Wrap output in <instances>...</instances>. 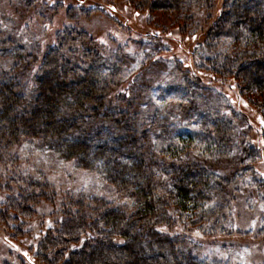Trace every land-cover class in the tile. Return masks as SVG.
Returning a JSON list of instances; mask_svg holds the SVG:
<instances>
[{"label": "trees", "instance_id": "trees-1", "mask_svg": "<svg viewBox=\"0 0 264 264\" xmlns=\"http://www.w3.org/2000/svg\"><path fill=\"white\" fill-rule=\"evenodd\" d=\"M99 1L36 0L49 13L27 9L28 17H48L54 25L35 62L25 60L20 46L0 44V191L6 194L0 223L14 242L43 220L37 264H233L205 256L206 246L193 237L245 236L229 227L232 185L245 170L264 188V0H226L208 33L195 35L188 31L200 12H211L212 0H127L130 9L121 11L130 29L153 37L156 51L133 77L124 45L113 39L103 45L74 26L78 14L103 10L122 24L117 7ZM161 12L174 15L172 35L149 26ZM4 58L13 61L10 70L1 67ZM157 59L170 60L183 81L159 88L154 102L146 99L148 87L137 91L133 84ZM32 63L34 95L25 107L21 75ZM210 86L230 92L234 108L258 129L257 146L236 139L235 114L200 106L199 88ZM112 97L118 105L110 104ZM87 122L92 131L82 130ZM27 141L98 174L134 209L83 195L61 194L57 203L49 182L22 169L18 148ZM42 204L53 205L52 226L44 222Z\"/></svg>", "mask_w": 264, "mask_h": 264}, {"label": "rangeland", "instance_id": "rangeland-1", "mask_svg": "<svg viewBox=\"0 0 264 264\" xmlns=\"http://www.w3.org/2000/svg\"><path fill=\"white\" fill-rule=\"evenodd\" d=\"M31 1L33 2V0H0V44L12 42L20 46L23 49L25 60L32 58L33 62H35L44 51L47 32L53 27L54 23L48 21V17L42 18L43 20L39 18L31 20L28 17L27 9L37 16L49 13L47 11L49 10L48 8L46 9L43 5L41 6L36 0L33 3ZM225 1L212 0L213 8L211 12L205 10L200 12L195 18L196 28H192L188 33L190 35L207 34L219 18ZM99 2L103 6H106L108 3H112L113 7L116 6L120 14V17L116 16L117 21H122V24L116 25L117 22L115 23L110 19L106 15L105 10H103L89 14L87 17L78 14L80 16L74 21V26L78 31L84 33L92 40L101 41L103 45L104 43L107 44L106 40L108 39H113L118 44L124 45L126 48L124 50V65L129 74L128 76L133 77L138 73L145 61L155 55L156 51L152 50L151 45L152 42H155V39L130 29L131 23L129 20H126L128 13L121 11L123 6L129 8L127 0H101ZM31 4L33 8L30 6ZM152 16V18L150 17L151 22H149L151 29L158 30L155 29L156 25H158L164 27L165 31L162 29L158 30L162 31V34L170 33L172 35L175 32L176 29L171 28L174 15L161 12L155 13ZM210 16L211 18H209ZM142 19L144 20L143 17ZM156 19L157 21H155ZM164 39V36L161 37V41H164ZM108 45L106 47L115 48L112 43ZM164 49L168 50L166 47ZM11 61L9 58L2 59L1 67L5 71L10 70L13 66V61ZM35 72L34 63H32L29 70H22L21 83L26 94L25 107H28L33 99ZM182 81L183 74L175 71L174 65L170 60L157 59L149 70L142 74H137L134 78L133 89L136 87L137 91H141L144 87H148L147 89L151 93L146 94V99L150 100L152 98L155 102L159 88L163 87L162 89L165 90L168 89V86L176 83L179 84ZM150 87L153 90L150 91ZM199 89L203 97L200 100L202 102H199L201 107L205 109L209 107L213 110L220 108L224 114H230L231 116L235 114L236 118H238L236 119V139L246 142L248 145L257 146L261 138L258 129L253 127L238 109L234 108L229 91L214 88L213 86L207 87V89ZM115 100L116 98L112 97L110 104L118 105ZM157 102L159 101L157 100ZM124 106L126 105L123 104ZM85 127L82 130L89 129L92 131L88 122ZM95 132L99 135L100 131ZM18 149L24 172L49 182L50 186L58 193L59 199H57V203L61 199V194L83 195L87 199L93 196L102 197L117 206L127 208L128 210L134 209L131 200L117 194L98 174L80 170L75 167L73 162L67 163L61 160L55 153L41 146L36 141L24 142ZM233 171L234 168L230 172L232 173ZM241 172V177L239 176L238 181L232 185L236 193L229 227L231 230L241 231L245 236H232L231 240L221 238L213 240V238L208 241L197 235L193 238L200 245L206 246L204 253L207 257L230 258L233 264H264V188H260L257 183L256 185L253 183L249 172L245 170ZM5 198L6 194L0 191V208ZM51 206L53 205L42 204L39 209L42 217H44V222L46 220L48 226H52L57 218L50 217V212L53 210ZM42 222L43 220L40 217L36 219L34 224L29 228V232L26 233L27 235L14 242L8 238L5 227L0 223V264H37L34 259V252L36 250L37 239L45 228L42 227ZM248 234H250L249 237L246 236ZM215 241L218 243L215 244ZM223 245H227L228 252L224 253L222 251Z\"/></svg>", "mask_w": 264, "mask_h": 264}]
</instances>
